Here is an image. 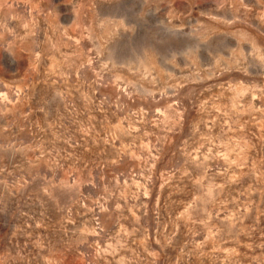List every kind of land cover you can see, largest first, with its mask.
I'll use <instances>...</instances> for the list:
<instances>
[{"label":"rangeland","instance_id":"rangeland-1","mask_svg":"<svg viewBox=\"0 0 264 264\" xmlns=\"http://www.w3.org/2000/svg\"><path fill=\"white\" fill-rule=\"evenodd\" d=\"M0 264H264V0H0Z\"/></svg>","mask_w":264,"mask_h":264}]
</instances>
